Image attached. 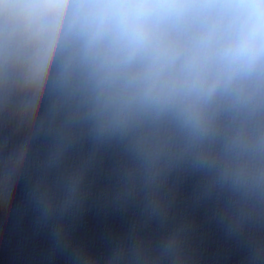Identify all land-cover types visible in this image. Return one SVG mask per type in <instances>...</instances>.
<instances>
[{
  "label": "clouds",
  "instance_id": "1",
  "mask_svg": "<svg viewBox=\"0 0 264 264\" xmlns=\"http://www.w3.org/2000/svg\"><path fill=\"white\" fill-rule=\"evenodd\" d=\"M0 47L35 100L63 51L61 84L78 78L120 125L200 138L264 96V0H0Z\"/></svg>",
  "mask_w": 264,
  "mask_h": 264
}]
</instances>
